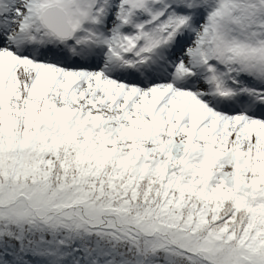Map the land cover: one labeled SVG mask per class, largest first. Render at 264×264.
I'll return each instance as SVG.
<instances>
[{
	"label": "snow or ice",
	"instance_id": "obj_1",
	"mask_svg": "<svg viewBox=\"0 0 264 264\" xmlns=\"http://www.w3.org/2000/svg\"><path fill=\"white\" fill-rule=\"evenodd\" d=\"M0 264H264V0H0Z\"/></svg>",
	"mask_w": 264,
	"mask_h": 264
}]
</instances>
